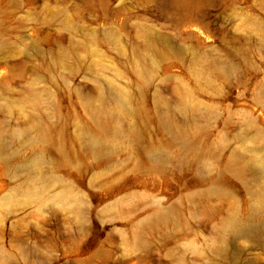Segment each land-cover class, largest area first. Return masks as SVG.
<instances>
[{"label": "rangeland", "instance_id": "obj_1", "mask_svg": "<svg viewBox=\"0 0 264 264\" xmlns=\"http://www.w3.org/2000/svg\"><path fill=\"white\" fill-rule=\"evenodd\" d=\"M263 220L264 0H0V264H264Z\"/></svg>", "mask_w": 264, "mask_h": 264}, {"label": "bare ground", "instance_id": "obj_2", "mask_svg": "<svg viewBox=\"0 0 264 264\" xmlns=\"http://www.w3.org/2000/svg\"><path fill=\"white\" fill-rule=\"evenodd\" d=\"M237 228L239 229L240 234L245 233L250 236H259V234L264 231V220L260 222H250L247 224H242L237 226Z\"/></svg>", "mask_w": 264, "mask_h": 264}]
</instances>
